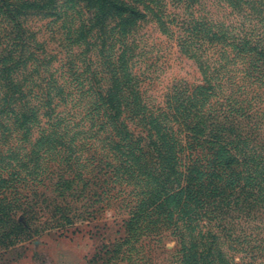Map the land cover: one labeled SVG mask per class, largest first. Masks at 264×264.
I'll return each instance as SVG.
<instances>
[{
	"label": "trees",
	"instance_id": "obj_1",
	"mask_svg": "<svg viewBox=\"0 0 264 264\" xmlns=\"http://www.w3.org/2000/svg\"><path fill=\"white\" fill-rule=\"evenodd\" d=\"M150 27L199 80L154 95ZM114 204L90 264L153 229L183 264H264L263 235L213 231L264 217V0H0V264Z\"/></svg>",
	"mask_w": 264,
	"mask_h": 264
},
{
	"label": "rangeland",
	"instance_id": "obj_2",
	"mask_svg": "<svg viewBox=\"0 0 264 264\" xmlns=\"http://www.w3.org/2000/svg\"><path fill=\"white\" fill-rule=\"evenodd\" d=\"M146 32L144 38H148L149 57L144 65H152L147 81L151 83L154 95L160 97L175 81L199 80V74L192 61L177 53L175 47L151 27ZM40 38L44 39V34H41ZM54 47L55 45L51 44L49 48ZM125 217L120 207L114 204L96 213V219L93 221L76 219L74 226L62 235L48 233L32 239L30 243H25L24 248L19 251L20 258L14 264H90L94 255L105 251L104 244L115 245L121 236L126 235L120 229L121 220ZM143 231L139 232V235L143 234ZM156 231L158 232L154 229L153 232L149 231V234L140 236L131 247L121 249V254L116 258L123 259L122 262L113 259L109 264H183L178 243L171 230ZM213 231L241 237L264 236V217H258L253 221L225 220L221 228L214 227ZM109 255L102 254V260H107ZM241 257V254L231 255V258L239 264H242ZM101 262L91 264H102Z\"/></svg>",
	"mask_w": 264,
	"mask_h": 264
}]
</instances>
